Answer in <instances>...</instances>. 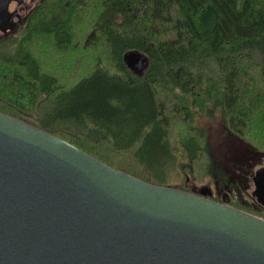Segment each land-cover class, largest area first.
Returning a JSON list of instances; mask_svg holds the SVG:
<instances>
[{
  "label": "trees",
  "instance_id": "16d2710c",
  "mask_svg": "<svg viewBox=\"0 0 264 264\" xmlns=\"http://www.w3.org/2000/svg\"><path fill=\"white\" fill-rule=\"evenodd\" d=\"M90 2L94 15L75 44L69 21ZM39 36L51 60L73 43L103 53L64 73L31 51ZM216 110L227 131L264 149L248 134L250 118L264 117V0H40L0 38V112L146 182L162 185L164 165L183 178L166 186L185 191L210 175L195 121Z\"/></svg>",
  "mask_w": 264,
  "mask_h": 264
},
{
  "label": "water",
  "instance_id": "95a60500",
  "mask_svg": "<svg viewBox=\"0 0 264 264\" xmlns=\"http://www.w3.org/2000/svg\"><path fill=\"white\" fill-rule=\"evenodd\" d=\"M4 2L5 32L22 0ZM0 264H264V219L0 112Z\"/></svg>",
  "mask_w": 264,
  "mask_h": 264
},
{
  "label": "rangeland",
  "instance_id": "374dc122",
  "mask_svg": "<svg viewBox=\"0 0 264 264\" xmlns=\"http://www.w3.org/2000/svg\"><path fill=\"white\" fill-rule=\"evenodd\" d=\"M38 0H22L21 4H19V8L17 7V17H16V22H19V26L23 23V19L25 18V15L27 16L28 13L35 7L37 4ZM90 5L87 6V8L82 9L81 13L79 14L78 18L74 19V21H69V28L73 33L74 36V43H77L78 36L82 34V32L86 31L82 23L84 20L86 22H89L91 17L94 15V12L92 10V3H89ZM12 5H10V10L12 9ZM84 12V13H83ZM75 16V15H74ZM19 17V18H18ZM88 29V27H87ZM16 31V30H15ZM85 34V33H84ZM72 44L70 46V49L67 51L68 54L67 56H62L60 55L57 59L51 60L49 59L50 57V52L48 51L47 47L50 46V43L48 40H44L42 36L36 37L35 41L31 43V51L36 53L39 58L41 65L43 67H48V68H53V61L54 63H60L64 66H66L67 71H63L64 73L66 72H71V69L73 67V64L78 63V70L77 71H83L84 66H86L87 62L92 61L93 57H96V55H101L103 53V49H95L94 51L89 50L87 52L80 51L79 48L74 49L75 44ZM95 55V56H94ZM53 64V65H52ZM77 67V66H76ZM71 68V69H70ZM114 70H111L113 72ZM263 113L262 111L260 114ZM262 115H257L255 113L252 118L248 121V134H252L256 136L258 139H261L264 141V135L261 134V131L264 130V117ZM222 114L221 111L216 110L213 114L211 115H202V116H197L195 124L196 126L202 130L205 133V144L206 147L208 148L210 152V158L212 161L213 165V170L210 173L208 177H204L202 181H198L197 183L191 184L190 188L196 187V188H209V189H215L216 187H223L226 186V178H225V172L228 170L229 167L235 168L238 165V160L233 157V154H230L227 157V152L232 153L235 152V146L237 143L243 144L242 141H240L237 137H235L233 134H231L227 129L225 128L223 122H222ZM178 122H177V127L175 128V131H178ZM101 147L107 148L108 149V144L103 141L100 143ZM115 154L114 151H112ZM122 155H126L129 157L128 152L127 153H120ZM236 155V153L234 154ZM157 174L160 176L162 179L164 178L165 181H162V185H177L181 183L183 180L180 172H178L177 167H170L169 166H163L162 169L157 167ZM231 174V178H234V170L229 171ZM229 175V173H228ZM230 178V179H231ZM229 179V180H230ZM188 180V179H187ZM231 181V180H230ZM245 185V182L243 180H240V184ZM259 216H264L259 215Z\"/></svg>",
  "mask_w": 264,
  "mask_h": 264
},
{
  "label": "flooded vegetation",
  "instance_id": "af4514ba",
  "mask_svg": "<svg viewBox=\"0 0 264 264\" xmlns=\"http://www.w3.org/2000/svg\"><path fill=\"white\" fill-rule=\"evenodd\" d=\"M4 1L5 0H0V18L2 8L5 5ZM39 1L40 0H38V2ZM10 5L11 2L8 5V11H10ZM19 6L20 5H17L18 8ZM17 13L18 11L16 9L10 22L12 25L11 29L8 28L4 32L3 28H1L3 25H0V38H2L6 32L18 27L19 22H16ZM24 19L22 21H24ZM238 139L242 141L243 144L237 143L234 153H232V150L231 152H227V157L233 154V157L235 156V158L240 159L235 168L229 167L225 172L227 185L216 187L215 189L192 187L190 190L194 193L202 194L214 201L225 203L232 207H234L233 205L238 206L241 208H239L240 210L244 209L245 212L250 214H264V149H256L245 140L241 138ZM235 153L236 155H234ZM232 170H234V178H231V173L229 172ZM240 180H243L245 185L242 183L240 184ZM201 190H203V192Z\"/></svg>",
  "mask_w": 264,
  "mask_h": 264
}]
</instances>
